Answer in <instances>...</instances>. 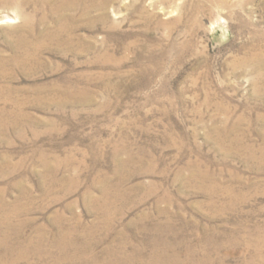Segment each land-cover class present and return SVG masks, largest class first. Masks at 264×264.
Instances as JSON below:
<instances>
[{"label":"rangeland","instance_id":"1","mask_svg":"<svg viewBox=\"0 0 264 264\" xmlns=\"http://www.w3.org/2000/svg\"><path fill=\"white\" fill-rule=\"evenodd\" d=\"M0 264H264V0H0Z\"/></svg>","mask_w":264,"mask_h":264},{"label":"bare ground","instance_id":"2","mask_svg":"<svg viewBox=\"0 0 264 264\" xmlns=\"http://www.w3.org/2000/svg\"><path fill=\"white\" fill-rule=\"evenodd\" d=\"M5 21H11V19L10 18H8L7 20H5Z\"/></svg>","mask_w":264,"mask_h":264}]
</instances>
